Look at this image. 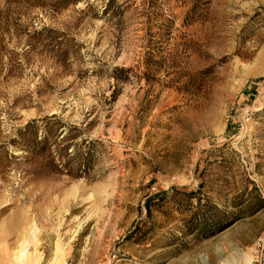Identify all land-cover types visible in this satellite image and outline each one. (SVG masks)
I'll return each instance as SVG.
<instances>
[{
	"label": "rangeland",
	"instance_id": "1",
	"mask_svg": "<svg viewBox=\"0 0 264 264\" xmlns=\"http://www.w3.org/2000/svg\"><path fill=\"white\" fill-rule=\"evenodd\" d=\"M33 4L0 0V264H21L13 244L33 230L46 263L59 239L67 264L252 256L264 0ZM54 114V130L90 150L88 173H47L27 152L20 130L38 120L41 136Z\"/></svg>",
	"mask_w": 264,
	"mask_h": 264
},
{
	"label": "trees",
	"instance_id": "2",
	"mask_svg": "<svg viewBox=\"0 0 264 264\" xmlns=\"http://www.w3.org/2000/svg\"><path fill=\"white\" fill-rule=\"evenodd\" d=\"M33 1V6L55 10V7L56 9H65L71 5H76L80 0H55V4H51L48 0ZM109 8L110 1L105 6L103 14H106ZM56 118L54 114L39 119V121L45 123L44 132H42L41 136H38L40 131L34 125L38 120L29 122L20 130L21 139L26 143L27 152L47 161V173L56 175L67 173L76 177L80 175L79 173H88L92 157L90 150L87 149L86 152H83L76 149V145L70 143L73 141L71 134H68L70 130L68 133H65L64 130L60 131L63 126L58 130H54L53 124H55ZM81 145H85V142ZM85 148H89V145L88 147L85 146Z\"/></svg>",
	"mask_w": 264,
	"mask_h": 264
},
{
	"label": "bare ground",
	"instance_id": "3",
	"mask_svg": "<svg viewBox=\"0 0 264 264\" xmlns=\"http://www.w3.org/2000/svg\"><path fill=\"white\" fill-rule=\"evenodd\" d=\"M264 238V235L258 238ZM257 240V241H258ZM59 239L56 243L55 249L52 253L51 260L46 263L45 253H41L39 250L40 240L36 236L34 230L31 234H26L20 237L13 245L18 249L16 255V262L21 264H67V252L64 251L62 243ZM216 254L222 256L224 250L222 247L218 246L215 249ZM253 258L252 256L242 252L241 250H235L232 255L226 258H221L218 264H251ZM209 261L208 257L203 256L201 258L202 263H207Z\"/></svg>",
	"mask_w": 264,
	"mask_h": 264
},
{
	"label": "built area",
	"instance_id": "4",
	"mask_svg": "<svg viewBox=\"0 0 264 264\" xmlns=\"http://www.w3.org/2000/svg\"><path fill=\"white\" fill-rule=\"evenodd\" d=\"M246 121H249V118H246ZM251 264H264V238L254 244Z\"/></svg>",
	"mask_w": 264,
	"mask_h": 264
}]
</instances>
